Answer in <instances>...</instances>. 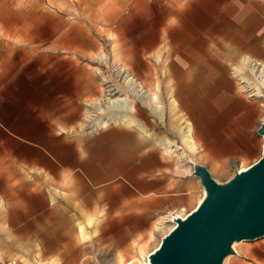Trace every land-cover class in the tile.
Returning <instances> with one entry per match:
<instances>
[{
	"label": "crops",
	"instance_id": "0c3cea01",
	"mask_svg": "<svg viewBox=\"0 0 264 264\" xmlns=\"http://www.w3.org/2000/svg\"><path fill=\"white\" fill-rule=\"evenodd\" d=\"M124 9V53L161 54L157 68L178 71L171 75V92L160 94L162 101L209 100L211 86L228 77L229 59H264V0H128ZM137 19L146 23L145 31L132 30ZM243 65L234 68L241 71ZM82 69L86 73L75 70L30 90L25 117L0 120V237L3 231L18 235L22 222L28 232L41 231L36 243L53 255L76 245L73 237L64 242L60 234L79 228L76 220L92 238L109 244L116 222L132 207L166 199L168 207L179 208L196 195L193 168L167 158L162 142L148 141L142 130L111 124L73 131L82 113L79 103L98 87L96 73ZM200 139L222 160L236 150L229 128L203 131Z\"/></svg>",
	"mask_w": 264,
	"mask_h": 264
},
{
	"label": "rangeland",
	"instance_id": "374dc122",
	"mask_svg": "<svg viewBox=\"0 0 264 264\" xmlns=\"http://www.w3.org/2000/svg\"><path fill=\"white\" fill-rule=\"evenodd\" d=\"M127 1L0 0V120L13 122L25 117L26 107L32 104L30 90L44 81H62L75 70L86 73L83 65L96 73L98 87L79 103L82 113L73 131L111 124L136 127L146 133L148 141L162 142L167 158L187 164L188 169L193 168L192 161L204 165L215 180L226 183L238 168L248 167L261 156L263 139L258 128L264 122V89L261 86L262 96L249 97L238 74L243 81L254 79L241 63L242 57L262 62L257 72L264 67V59L248 55L229 59L228 77L220 80V85L211 86V94L205 95L209 100L162 101L160 94L171 92V75L178 71L158 69L161 54L140 58L139 54L124 53L122 30L128 22L122 16ZM130 25L135 32L140 26L145 31L146 23L139 19ZM238 64L243 65L241 71L234 68ZM211 72L223 74L222 70ZM162 80L166 85H161ZM173 80L178 81L176 77ZM192 88L200 89L196 85ZM114 100L127 108L122 110ZM119 114L127 115L133 125L117 120ZM97 122L103 127H96ZM228 128L234 133L236 150L222 160L206 149L200 134ZM2 139L9 142L5 133ZM194 181V202L171 208L166 199H160L132 207L116 222L109 244L92 238L76 220L79 228L60 231L64 242L71 236L76 245H64L53 255L43 252L42 245L36 243L42 239L41 231L39 236L37 231L28 232L27 225L19 222L23 229L18 235L11 238L3 231L0 237L4 242L0 245V262L13 258L22 264H144L172 228L171 216L188 214L203 197L199 195L203 193L199 178L195 176ZM87 221L92 224L91 218ZM235 248L237 253L231 254L226 264H264V236L242 241Z\"/></svg>",
	"mask_w": 264,
	"mask_h": 264
},
{
	"label": "water",
	"instance_id": "95a60500",
	"mask_svg": "<svg viewBox=\"0 0 264 264\" xmlns=\"http://www.w3.org/2000/svg\"><path fill=\"white\" fill-rule=\"evenodd\" d=\"M264 136V122L258 128ZM192 175L203 187V200L165 234L150 264H222L235 254L232 244L264 236V142L261 156L224 184L206 166L192 161ZM101 264V263H98Z\"/></svg>",
	"mask_w": 264,
	"mask_h": 264
},
{
	"label": "bare ground",
	"instance_id": "6f19581e",
	"mask_svg": "<svg viewBox=\"0 0 264 264\" xmlns=\"http://www.w3.org/2000/svg\"><path fill=\"white\" fill-rule=\"evenodd\" d=\"M252 60H254V59H252V58H250V59H246V61H245V64H246V66L248 67V64L250 63V61H252ZM263 69H264V67H262V69H261V73H264L263 72ZM263 85V84H262ZM264 86V85H263ZM247 89V88H246ZM245 89V90H246ZM258 96H262V94L260 93V91H259V88L257 87V93H256ZM109 101V100H108ZM113 102H115L116 103V105H118L122 110H124L125 108H127L126 107V105L125 104H123V103H118L119 101H117V100H114ZM110 103V102H109ZM132 104V103H131ZM116 108V107H115ZM129 108H131V109H133V106L132 105H130L129 106ZM116 110V109H115ZM126 114V113H125ZM116 119L117 120H119V121H121V122H126V123H128V124H132L133 123V121L132 120H130V118H128V116L127 115H123V114H119V115H117L116 116ZM106 125V124H105ZM133 125V124H132ZM95 126L96 127H98V128H102L103 126L101 125V123H99V122H97L96 124H95ZM261 137H262V139H263V142H264V136L263 135H261ZM187 137H185V139H186ZM263 142H262V148H263ZM166 150L168 151V149L166 148ZM250 166V165H249ZM248 166V167H249ZM248 167H246V168H238L236 171H238V172H241V171H244V170H246ZM202 200H203V197L199 200V202L197 203V205L195 206V208H193L191 211H193L194 209H196L198 206H199V204L202 202ZM190 211V212H191ZM189 212V213H190ZM188 213V214H189ZM188 214H186V215H188ZM186 215H184V216H182V215H180V214H175V215H173V216H171V219H170V221L172 222V224H173V226H172V228L170 229V231L176 226V219L177 218H184ZM167 234V233H166ZM83 238L85 237V234H83L82 233V235H81ZM240 242H242V241H239V242H234L233 244H232V248L234 249V251H235V253H237L236 252V248H235V246H236V244H238V243H240ZM160 245V242H159V244H158V246ZM158 246L156 247V248H154L151 252H153L154 250H156L157 248H158ZM150 252V253H151ZM150 253L148 254V256H147V258H146V262H144V264H150V260H149V255H150ZM228 257H230V255H228V256H225L224 258H223V260H222V264H226V262H227V260H228ZM126 264H131V263H126Z\"/></svg>",
	"mask_w": 264,
	"mask_h": 264
},
{
	"label": "built area",
	"instance_id": "2783aa9c",
	"mask_svg": "<svg viewBox=\"0 0 264 264\" xmlns=\"http://www.w3.org/2000/svg\"><path fill=\"white\" fill-rule=\"evenodd\" d=\"M260 65H262V62L260 61H255L252 60L250 61V63L248 64V68L249 71H251V73H253L254 75V79L253 80H248V81H243L241 79V76L238 74V76L240 77V83L246 86V94L249 97H253V96H258L257 93V87L259 88V91L261 93V86L264 89V73H261V69L262 67L259 69V71L257 72V67H259ZM257 83H259V85H257ZM263 84V85H262ZM262 94V93H261ZM91 130H99V129H95V127L93 126ZM2 264H22L20 261L16 260V259H6L2 262Z\"/></svg>",
	"mask_w": 264,
	"mask_h": 264
},
{
	"label": "snow or ice",
	"instance_id": "6c2138e0",
	"mask_svg": "<svg viewBox=\"0 0 264 264\" xmlns=\"http://www.w3.org/2000/svg\"><path fill=\"white\" fill-rule=\"evenodd\" d=\"M82 231V230H81Z\"/></svg>",
	"mask_w": 264,
	"mask_h": 264
}]
</instances>
